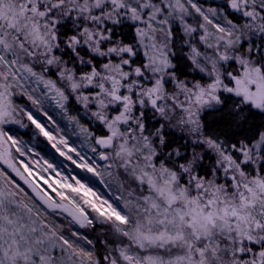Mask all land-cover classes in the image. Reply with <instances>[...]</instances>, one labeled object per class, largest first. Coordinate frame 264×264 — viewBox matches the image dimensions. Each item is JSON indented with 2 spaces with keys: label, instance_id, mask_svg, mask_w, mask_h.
Wrapping results in <instances>:
<instances>
[{
  "label": "rangeland",
  "instance_id": "1",
  "mask_svg": "<svg viewBox=\"0 0 264 264\" xmlns=\"http://www.w3.org/2000/svg\"><path fill=\"white\" fill-rule=\"evenodd\" d=\"M70 17L82 28L66 45L81 63L87 46L99 68L87 59L76 74L55 54V26ZM124 21L136 48L108 45V26ZM174 26L205 81L172 72ZM137 52L142 66L130 63ZM226 93L264 111V0H0V264H264V134L236 152L203 134V111ZM14 129L46 139L58 162ZM169 130L189 143L188 162L164 151ZM203 150L223 182L196 174Z\"/></svg>",
  "mask_w": 264,
  "mask_h": 264
},
{
  "label": "trees",
  "instance_id": "2",
  "mask_svg": "<svg viewBox=\"0 0 264 264\" xmlns=\"http://www.w3.org/2000/svg\"><path fill=\"white\" fill-rule=\"evenodd\" d=\"M229 17L234 21H240L238 16H236L234 13H231ZM77 22L80 21H75V19H73L72 17L61 19L56 24L54 32L58 37L59 43V48L55 49V54H57V56H59L65 63L67 62V65L71 66L76 74H79L85 72L87 69H90L88 64H86L87 59L93 62L98 68L103 62V59L94 54V52L91 51L87 46H78L77 53L78 56L82 58L81 63L74 55V52L66 45L65 42L67 41V39L72 36H77V33L82 28V25H78ZM108 27L110 28V39L108 41V45L121 44L122 46H131L133 48H136V30L135 26L131 22L124 21L113 24L111 23ZM171 32L172 37L170 46L173 50L172 60L174 63L172 72L181 80L205 81L204 75L194 68L193 64L185 53V48L182 45V42H184V35L180 32L177 26H174ZM127 57L129 56L127 55ZM130 60V63L137 66H142L144 64L143 56L138 52L136 53L135 57L131 58ZM226 65L230 70L233 67L235 68V62L233 61L227 62ZM67 108H70L72 111L78 112V108L80 107H78L76 102L71 99L67 104ZM51 114V118L55 121V118L57 116H55L53 113ZM147 121H149V117L147 118ZM160 122V119H156L153 123V128H160ZM201 124L203 134L207 139L220 143L227 149H234V152H236V149L253 146L263 136L264 111L255 109L251 105L244 104L239 97L234 96L233 94L226 93L220 96V102L217 106L208 108L203 111L201 115ZM66 128V123H63L62 126H60L59 130L61 134L64 137L72 136V131H68ZM91 128L96 135L105 133V131L99 125L92 126ZM31 131H20L15 129L11 130L13 135H22L23 137H25V140L27 141L26 145L29 147V149H34V146H38L39 149L40 146L42 157L47 160L58 162V159L55 158L56 155L52 153L51 150L47 149V140L41 138L40 136L36 135L35 132ZM163 135L165 138L163 148L164 151L170 156L174 157L175 150H178V156L188 157V159L182 162H188L190 158V147L188 146L189 143L185 142L184 137L171 130L165 131ZM42 141L44 146H42ZM38 143H41V145H38ZM79 150H81L82 152L86 151V149L84 147L82 148L81 145L79 146ZM180 150H183L184 154L179 153ZM179 158L180 157H178V159ZM195 172L199 177H203L206 180H211L216 176L219 183L223 182V179L221 177L222 171L218 167L215 158L208 150L202 151L201 158L195 165ZM260 172H264L263 162L260 165ZM10 176L17 183H19L14 176ZM26 188L23 189L26 191L27 195L30 196L40 208H42L43 210H47L48 212L52 211L48 209V207L38 198V196L34 192L31 193V191Z\"/></svg>",
  "mask_w": 264,
  "mask_h": 264
},
{
  "label": "water",
  "instance_id": "3",
  "mask_svg": "<svg viewBox=\"0 0 264 264\" xmlns=\"http://www.w3.org/2000/svg\"><path fill=\"white\" fill-rule=\"evenodd\" d=\"M97 145L101 149H107L111 145V138L106 137V136L99 137L97 139ZM38 198L48 207V209L62 211L65 214L69 215L78 224L79 227L84 226L88 222V218L86 217V215L75 210L69 205L56 204L54 202L47 200L41 195H38Z\"/></svg>",
  "mask_w": 264,
  "mask_h": 264
}]
</instances>
